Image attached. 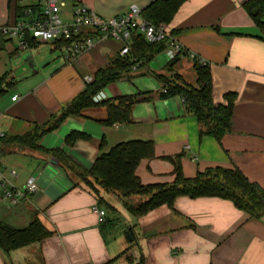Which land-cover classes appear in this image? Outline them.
I'll use <instances>...</instances> for the list:
<instances>
[{"label":"crops","instance_id":"crops-1","mask_svg":"<svg viewBox=\"0 0 264 264\" xmlns=\"http://www.w3.org/2000/svg\"><path fill=\"white\" fill-rule=\"evenodd\" d=\"M154 1L66 0L60 17L69 23L74 6L84 5L100 18H111L125 14L131 5L143 10ZM247 1L186 0L165 25L169 38L206 62L214 104L234 97L230 131L220 142L199 137L196 119L185 112L180 97L159 98L163 89L155 76L168 75L166 44L146 65L130 69L97 94L99 104L138 97L141 101L131 108L129 123L103 125L106 113L98 105L83 110L80 117H66L39 139L36 149L2 143L3 138L23 137L54 122L99 69L120 57V45L99 41L86 29L83 35H90L95 46L68 63L65 47L58 43L19 48L15 41H0V79L5 78L0 163L6 178L10 170L16 172V188L30 178L38 188L13 204L0 187V225L24 230L36 221L48 234L8 252L0 249V264H264V216L251 218L216 197L182 196L170 207L135 217L124 204L137 206L147 196L123 198L78 175L117 144L150 141L155 156L136 169L141 186L172 184L173 160L185 178L209 168L236 169L264 192V40L244 8ZM35 4L0 0V26L12 25L18 9ZM194 62L182 55L174 66L192 86ZM72 135L76 137L68 143ZM93 206L105 211V223L98 224Z\"/></svg>","mask_w":264,"mask_h":264},{"label":"trees","instance_id":"trees-1","mask_svg":"<svg viewBox=\"0 0 264 264\" xmlns=\"http://www.w3.org/2000/svg\"><path fill=\"white\" fill-rule=\"evenodd\" d=\"M186 0H156L141 10V18L155 26L167 25L175 12ZM244 8L250 13L255 11L252 20L256 25L261 38L264 40V0H249ZM17 19L22 16L18 9ZM77 35L61 38L54 43L67 47L82 37ZM27 44L34 46L36 41L28 39ZM167 41L149 44L140 34L132 33L129 47L130 53L125 57H118L105 68L99 69L86 86L83 92L76 96L52 123L37 127L23 137L2 139L1 142L17 143L31 149L37 148V142L47 132L56 129L66 117H80L83 110L101 106L105 109L106 118L101 122L108 126L115 123H129L131 108L141 100L138 97H121L112 101L95 103L94 97L106 86L118 81L131 69L132 59L146 65L152 57L166 48ZM179 58H175L166 66L168 75H156L163 93L160 99L178 96L182 99L185 112L196 119L200 128L199 137H211L217 142L230 131L231 117L234 106V97L226 96L225 104H214L212 98L211 78L207 65L194 62L193 69L196 75V85L187 84L176 74L174 66ZM5 78L0 79V95L3 92ZM76 135L67 139L74 141ZM154 155V145L147 141H128L111 147L107 152L100 153L90 170L79 177L88 182L94 181L99 187L108 192H115L126 198L130 196H147L148 199L137 206L124 204L126 210L135 217H141L157 207H170L177 197H216L230 201L234 207L251 218L264 216V192L256 185L249 183L236 169L209 168L198 172L192 178L182 176L178 162L171 160L174 166V182L169 185L141 186L136 175V169L144 159H151ZM47 232L36 221L24 230H15L0 225V249L8 252L47 237Z\"/></svg>","mask_w":264,"mask_h":264},{"label":"built area","instance_id":"built-area-1","mask_svg":"<svg viewBox=\"0 0 264 264\" xmlns=\"http://www.w3.org/2000/svg\"><path fill=\"white\" fill-rule=\"evenodd\" d=\"M65 5L66 0H36L34 6L24 7L22 16L12 25L0 26V41H15L19 48H26L28 39L38 43H54L61 38L83 34V31L88 29L97 36L99 41L109 39L118 43L120 45L118 54L123 58L130 53L129 42L132 33L140 32L149 44L167 41L165 53L169 62L182 55H187L198 64L207 65L206 62L195 58L193 54L183 50L175 40L169 38L165 25L155 26L143 20L141 10L136 5H131L125 14L111 18H100L88 7L75 5L69 23H63L60 11ZM94 46L95 41L92 38L82 37L65 47L64 58L71 63ZM132 62L134 64L131 69L137 70L140 63L136 59H132ZM15 99L16 97H13L11 100L15 101ZM93 101L97 102V95ZM0 137H2L1 134ZM16 178L17 174L14 170H10L6 178L0 163V187L3 189L4 198L13 204L21 198L32 195L38 189L34 178H30L23 187L16 188L13 185ZM92 212L96 215L98 224L106 222L105 211L93 206Z\"/></svg>","mask_w":264,"mask_h":264},{"label":"rangeland","instance_id":"rangeland-1","mask_svg":"<svg viewBox=\"0 0 264 264\" xmlns=\"http://www.w3.org/2000/svg\"><path fill=\"white\" fill-rule=\"evenodd\" d=\"M65 11H68V8H66V9H65ZM187 81H189V80H187V79H186V82H187ZM187 83H189V84H190V82H187ZM135 198H136L137 200H139V199H140L139 197H135Z\"/></svg>","mask_w":264,"mask_h":264},{"label":"water","instance_id":"water-1","mask_svg":"<svg viewBox=\"0 0 264 264\" xmlns=\"http://www.w3.org/2000/svg\"><path fill=\"white\" fill-rule=\"evenodd\" d=\"M251 15H255V11H253V12L251 13Z\"/></svg>","mask_w":264,"mask_h":264}]
</instances>
